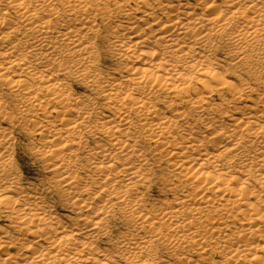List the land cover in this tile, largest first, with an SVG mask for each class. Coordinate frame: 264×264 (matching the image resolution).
Returning <instances> with one entry per match:
<instances>
[{"label": "bare ground", "instance_id": "bare-ground-1", "mask_svg": "<svg viewBox=\"0 0 264 264\" xmlns=\"http://www.w3.org/2000/svg\"><path fill=\"white\" fill-rule=\"evenodd\" d=\"M3 220L0 264H264V0H0Z\"/></svg>", "mask_w": 264, "mask_h": 264}, {"label": "rangeland", "instance_id": "rangeland-1", "mask_svg": "<svg viewBox=\"0 0 264 264\" xmlns=\"http://www.w3.org/2000/svg\"><path fill=\"white\" fill-rule=\"evenodd\" d=\"M105 50L102 49V56L100 63L98 64V69L103 72L107 73L109 72L116 64V60L113 57V53L108 47V44L104 42ZM224 52L217 55V59H224L225 62L230 63V60L226 58V55ZM73 91L76 94H87L85 88H83L80 85H77L76 83H72ZM30 132V131H29ZM31 133V132H30ZM15 137V145H16V163L18 167V173L20 174L22 181L25 185L28 184H39L40 182L52 179V175L49 172V170L46 169V164L43 162V160L36 157L33 152L37 149V146L39 145V137L34 134H26L22 132L20 129H17L16 133L14 134ZM167 167L163 165L161 169L162 172L167 173L168 170ZM161 185V184H160ZM159 185V186H160ZM157 189H153L150 200L160 201V200H166L171 199L170 194H162V191L158 190V186H156ZM161 187V186H160ZM60 214L69 215V213H66L59 207L57 209ZM8 225L4 220L3 222H0V227H5ZM117 235V232L114 233V236ZM101 247H104V245H101Z\"/></svg>", "mask_w": 264, "mask_h": 264}]
</instances>
